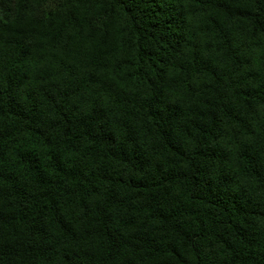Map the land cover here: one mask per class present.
<instances>
[{
    "label": "trees",
    "instance_id": "obj_1",
    "mask_svg": "<svg viewBox=\"0 0 264 264\" xmlns=\"http://www.w3.org/2000/svg\"><path fill=\"white\" fill-rule=\"evenodd\" d=\"M0 264H264V0H0Z\"/></svg>",
    "mask_w": 264,
    "mask_h": 264
}]
</instances>
